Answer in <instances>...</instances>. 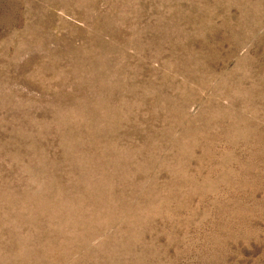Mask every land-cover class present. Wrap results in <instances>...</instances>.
<instances>
[{
  "label": "rangeland",
  "instance_id": "374dc122",
  "mask_svg": "<svg viewBox=\"0 0 264 264\" xmlns=\"http://www.w3.org/2000/svg\"><path fill=\"white\" fill-rule=\"evenodd\" d=\"M0 264H264V0H0Z\"/></svg>",
  "mask_w": 264,
  "mask_h": 264
}]
</instances>
